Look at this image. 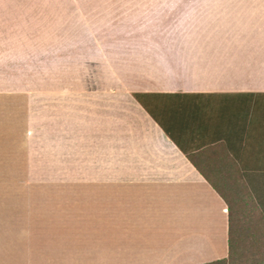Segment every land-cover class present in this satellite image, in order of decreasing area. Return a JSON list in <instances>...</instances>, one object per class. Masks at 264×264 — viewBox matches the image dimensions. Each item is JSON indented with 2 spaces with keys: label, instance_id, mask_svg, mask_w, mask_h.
Returning a JSON list of instances; mask_svg holds the SVG:
<instances>
[{
  "label": "crops",
  "instance_id": "0c3cea01",
  "mask_svg": "<svg viewBox=\"0 0 264 264\" xmlns=\"http://www.w3.org/2000/svg\"><path fill=\"white\" fill-rule=\"evenodd\" d=\"M250 173L264 0H0V264H216Z\"/></svg>",
  "mask_w": 264,
  "mask_h": 264
},
{
  "label": "rangeland",
  "instance_id": "374dc122",
  "mask_svg": "<svg viewBox=\"0 0 264 264\" xmlns=\"http://www.w3.org/2000/svg\"><path fill=\"white\" fill-rule=\"evenodd\" d=\"M246 198L232 205L236 227L234 248L224 264H261L264 262V173L244 175Z\"/></svg>",
  "mask_w": 264,
  "mask_h": 264
},
{
  "label": "trees",
  "instance_id": "16d2710c",
  "mask_svg": "<svg viewBox=\"0 0 264 264\" xmlns=\"http://www.w3.org/2000/svg\"><path fill=\"white\" fill-rule=\"evenodd\" d=\"M232 208V207H231ZM233 211V208H232ZM236 227V222L234 220V215L232 213L231 217H230V255L228 259L225 260H221L216 262V264H224L226 261L230 260V257L232 256V250L234 248V241H233V234H234V228Z\"/></svg>",
  "mask_w": 264,
  "mask_h": 264
}]
</instances>
